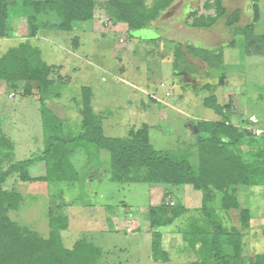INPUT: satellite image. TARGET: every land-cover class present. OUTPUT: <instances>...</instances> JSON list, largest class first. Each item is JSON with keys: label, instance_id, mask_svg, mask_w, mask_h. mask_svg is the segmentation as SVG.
<instances>
[{"label": "rangeland", "instance_id": "374dc122", "mask_svg": "<svg viewBox=\"0 0 264 264\" xmlns=\"http://www.w3.org/2000/svg\"><path fill=\"white\" fill-rule=\"evenodd\" d=\"M204 1L176 0L151 24V29L176 38L185 48L192 37L179 25L190 9L204 13ZM146 2L151 5L154 0ZM105 3L106 0H100L92 23L78 24L72 32L42 30L34 38H29L25 18L11 16L9 26L14 36L0 40V50L5 52L26 39L41 50L45 63L55 67L51 76L54 84L45 94L44 104L41 101L44 96L38 89L27 96L24 91L8 90L0 82V122L3 132L14 143L15 161L26 160L44 150L42 105L59 118L67 135L75 137L82 132L83 116L78 105L80 90L85 86L93 90L92 106L102 118L106 136L125 138L130 131L147 125L150 142L157 151L175 153L188 147L193 164L198 160L193 147L197 122L222 120L204 106L212 95L220 105L231 108L233 102L228 101L230 96L233 98L237 111L231 115L234 124L245 125L256 135L264 132V60L248 58L244 64L243 38H238L237 50L228 58L231 66L214 68L212 77L204 74L206 67H194L193 77L181 79V83L178 73L192 66L180 61L175 66L173 54L168 51L172 47L165 51L160 41H145L155 33L129 32L125 24L110 21ZM238 3L226 0L231 7ZM257 3L262 13L258 32L264 34V0ZM215 27L223 32V21L212 29ZM196 39L203 45L208 36L198 35ZM238 62L241 66H232ZM58 77L61 79L57 80ZM224 79L226 86L217 85ZM207 83L217 86L205 91ZM252 115L259 120L258 125L250 119ZM70 158L78 172V182L25 183L16 175L6 182L5 189L16 190L24 198L20 208L10 213L13 220L48 237L49 212L67 217L69 227L62 232L64 246L73 249L83 239L95 244L103 251L99 264H222L216 254L224 257L230 254L228 246H222L226 243L221 236L215 241L217 225L230 230L233 226L241 229V223L237 211L228 215L220 210L221 194L206 214L202 210L204 192L191 186L166 188L111 182L110 157L95 147L89 151L79 149ZM8 165L3 164V168ZM29 174L35 179L44 177V163L32 166ZM240 198L242 207L249 208L252 217L250 228L243 231L241 260V264H250L256 255L264 254V220H256L264 210V187H244ZM159 207H165L166 217L159 216ZM154 220L166 224L156 232L162 235L160 246L168 253V260L153 255Z\"/></svg>", "mask_w": 264, "mask_h": 264}, {"label": "trees", "instance_id": "16d2710c", "mask_svg": "<svg viewBox=\"0 0 264 264\" xmlns=\"http://www.w3.org/2000/svg\"><path fill=\"white\" fill-rule=\"evenodd\" d=\"M176 0H154L149 5L146 0H106L105 12L110 21L122 23L129 32H139L150 27L171 8ZM224 0H205L204 13L193 12L188 16L187 26L194 29H212L221 21L234 30L236 36L246 38L249 54L264 57V36L254 35L255 23L259 21L260 10L254 3V23L237 28L240 12L228 13ZM100 0H0V40L10 39L14 31L9 20L25 18L29 38H34L42 30L72 32L78 24L92 23ZM12 13V14H11ZM181 51H176L175 66L179 63ZM211 67L222 65V54L196 52V56ZM55 67L42 59L41 50L29 40L20 42L5 53L0 50V82L8 90L24 91L27 96L38 89L46 101V93L53 86L51 76ZM58 77L57 80H60ZM208 90L211 87L208 86ZM78 107L82 113V132L69 136L64 125L52 110L41 106L44 132V150L23 161H15L14 143L5 135L0 122V264H99L103 256L101 248L83 239L75 243L73 249L64 246L62 232L69 227L67 217L48 214L49 235L39 232L13 220L10 213L20 208L24 198L16 190L5 189L6 182L17 176L25 183L79 181V175L71 154L79 149L89 151L92 147L105 151L110 157L111 182L119 184H147L166 188L191 186L204 192L203 212L207 214L221 194L220 210L229 213L237 211L241 229L233 226L230 230L217 225L219 236L228 246L230 254L225 257L216 254L222 264H241L246 229L252 220L249 208L241 205L239 192L244 187H264V132L254 134L245 125H236L231 120L230 105L221 106L215 96L205 100L204 105L222 117L221 121L197 122L198 133L193 147L197 151V163L190 160V148L180 152L157 151L150 142L149 127L130 131L125 138L106 136L102 128V118L92 106L93 90L85 86L80 90ZM246 123V122H244ZM9 164L6 169L3 164ZM44 163L46 174L32 178L29 169ZM164 208V209H163ZM159 207V216L166 217L165 207ZM157 211V212H158ZM210 213V212H209ZM168 222V221H167ZM168 222L167 224L171 223ZM166 224L152 223L154 241L152 251L155 258L168 260V253L161 250L162 235L156 232ZM222 228H221V227ZM264 236V229L262 231ZM225 236V237H223ZM203 242V239L201 240ZM222 250V247H221ZM250 264H264V254L256 255Z\"/></svg>", "mask_w": 264, "mask_h": 264}, {"label": "crops", "instance_id": "0c3cea01", "mask_svg": "<svg viewBox=\"0 0 264 264\" xmlns=\"http://www.w3.org/2000/svg\"><path fill=\"white\" fill-rule=\"evenodd\" d=\"M223 2H224V6L228 10L229 14L233 13L235 11L240 12V21L237 24V28H243V27H246V26L254 23V18H255L254 3H252L251 1H248V0H238L239 3L237 5L231 7L230 4H226V0H224ZM259 4H258V7H260ZM229 7H231L230 10H229ZM190 10H191L190 12L188 11V12L184 13L185 14L184 19H183L182 23H180V25H179L180 29L187 30L190 33L189 34L190 37H192L191 41L187 42V44L185 45V48L183 47V44L181 42L176 40V38L165 36V35L162 36L163 32L161 30L153 31L151 29L152 28L151 26L145 29V31H148V32L151 31V32L155 33L154 37H151L150 39L146 38L145 41L149 42V41H153V40H158L162 43L161 48L165 49V51H167L168 47H172L173 49H168V51H170V53L173 54L175 62H176V57H177L176 51H178V50L181 51V53L178 57V58H180L179 59L180 62L185 63L186 65L192 66V67H190V70H189V68L187 69L184 67H183L184 69H181V72L178 73L179 74L178 77L180 80L184 79V78H192L193 75L196 73V70H194V67H196V68L199 66L206 67V71L204 72V74H206V76L210 75L211 72L214 70V67H216V66L211 67L207 62H204L203 60H201V56H203V55H201V56L199 55L200 57H197L196 52L198 50L201 51V53H203V51L204 52H213L215 54L221 53L223 59H222V65L220 64V67L231 66L228 63V58L230 56L234 55L235 50H237L238 38H243V41H244L243 42V52H244L243 54L245 56V59L243 61L244 64L247 63L248 58H249V60L250 59H263L264 60V57L257 56V54L256 55L255 54H249L246 50V38L244 36H236L234 30L226 27L225 21H223L224 30L221 33L216 30L217 27H215L214 29H194V28L187 26L186 22H187L188 16L195 11V8L193 10L192 9H190ZM261 15H262V13L260 12L259 21L257 23H255L254 35L257 37L264 36L263 33L258 32V29H259L258 25L260 23ZM220 23H222V21ZM217 25H215V26H217ZM198 35L199 36L200 35L208 36L207 43L201 45L200 44L201 40L196 39L198 37ZM4 40H6V39H4ZM25 40L26 39H23V42ZM167 43H169L170 45ZM163 49H162V51H163ZM184 50H186V52ZM5 52H2V53H5ZM232 66H241V64L238 62L237 65L232 64ZM244 67H245V65H244ZM192 68H193V71H192ZM146 73H147V71H146ZM178 74H175V76H177ZM210 76L212 77V75H210ZM146 78H147V76H146ZM225 81H226L225 79L220 80L217 85L224 87L227 85L226 84L227 82H225ZM180 82L182 83V80ZM188 84H185V85H188ZM191 84H193V83L191 82ZM197 86H198V88L202 89V87H200L202 85H200L199 83H197ZM208 86H210L212 90H214L216 87L212 83H207L206 85H204L203 90H205V91L208 90ZM209 91H211V90H209ZM212 96H215V95H212ZM217 102H218V100H217ZM228 102H230V103L233 102L232 112L233 111L237 112L236 108H234L235 102L231 96H230ZM218 104L220 105V103H218ZM226 105L227 104H225V105L221 104V106H226ZM250 119H254V121H255V122H253L254 125L259 124V120L256 118V116L252 115V116H250ZM257 131L263 132L262 130H259V129ZM239 198H240V192H239ZM245 208H247V207H245ZM256 220H264V210L261 214H259V216L256 218Z\"/></svg>", "mask_w": 264, "mask_h": 264}]
</instances>
